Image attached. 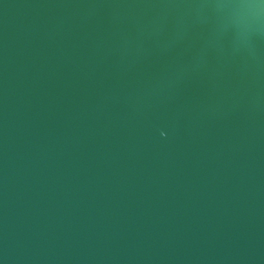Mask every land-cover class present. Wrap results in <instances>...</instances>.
<instances>
[{
	"label": "water",
	"instance_id": "95a60500",
	"mask_svg": "<svg viewBox=\"0 0 264 264\" xmlns=\"http://www.w3.org/2000/svg\"><path fill=\"white\" fill-rule=\"evenodd\" d=\"M0 264H264V0H0Z\"/></svg>",
	"mask_w": 264,
	"mask_h": 264
}]
</instances>
